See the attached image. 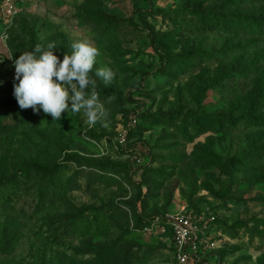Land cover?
Wrapping results in <instances>:
<instances>
[{"label": "rangeland", "instance_id": "1", "mask_svg": "<svg viewBox=\"0 0 264 264\" xmlns=\"http://www.w3.org/2000/svg\"><path fill=\"white\" fill-rule=\"evenodd\" d=\"M81 39L99 51L93 77L115 73L94 77L108 126L21 109L14 60L49 42L62 60ZM178 213L207 264H264V0L0 12V264H180L157 220Z\"/></svg>", "mask_w": 264, "mask_h": 264}, {"label": "clouds", "instance_id": "2", "mask_svg": "<svg viewBox=\"0 0 264 264\" xmlns=\"http://www.w3.org/2000/svg\"><path fill=\"white\" fill-rule=\"evenodd\" d=\"M7 38L5 33L2 37ZM57 44L38 43L31 51L21 52L14 60L15 81L13 95L21 109L50 115L59 121L64 112L78 114L83 111L89 127L102 121L107 127L108 112L96 92L99 78L110 85L115 77L109 67L95 68L98 49L88 39L71 43V52L63 59L55 54Z\"/></svg>", "mask_w": 264, "mask_h": 264}, {"label": "built area", "instance_id": "3", "mask_svg": "<svg viewBox=\"0 0 264 264\" xmlns=\"http://www.w3.org/2000/svg\"><path fill=\"white\" fill-rule=\"evenodd\" d=\"M19 0H0V12L15 13ZM170 226L174 251L180 264H207L204 251L200 243L203 241V233L199 231L196 218L186 213H178L163 219Z\"/></svg>", "mask_w": 264, "mask_h": 264}, {"label": "trees", "instance_id": "4", "mask_svg": "<svg viewBox=\"0 0 264 264\" xmlns=\"http://www.w3.org/2000/svg\"><path fill=\"white\" fill-rule=\"evenodd\" d=\"M168 62L169 61H165V58L163 57V63L166 65V64H168ZM36 168H37V171L39 172V173H41V175H42V177H47L48 178V172H47V170H44V169H42L41 167H39V166H36ZM21 172V171H20ZM46 178V179H47Z\"/></svg>", "mask_w": 264, "mask_h": 264}]
</instances>
